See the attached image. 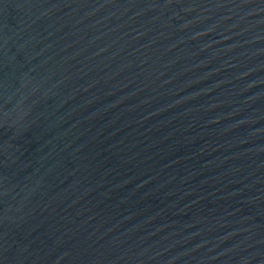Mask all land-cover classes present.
<instances>
[{"label":"water","instance_id":"95a60500","mask_svg":"<svg viewBox=\"0 0 264 264\" xmlns=\"http://www.w3.org/2000/svg\"><path fill=\"white\" fill-rule=\"evenodd\" d=\"M0 264H264V0H0Z\"/></svg>","mask_w":264,"mask_h":264}]
</instances>
